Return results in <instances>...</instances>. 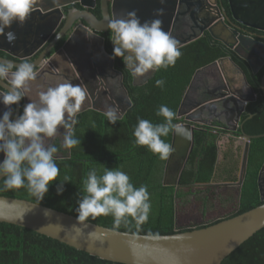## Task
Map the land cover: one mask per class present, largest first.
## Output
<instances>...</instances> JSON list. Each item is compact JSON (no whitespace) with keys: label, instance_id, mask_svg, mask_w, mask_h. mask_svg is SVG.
<instances>
[{"label":"trees","instance_id":"trees-1","mask_svg":"<svg viewBox=\"0 0 264 264\" xmlns=\"http://www.w3.org/2000/svg\"><path fill=\"white\" fill-rule=\"evenodd\" d=\"M107 45L111 48L110 41ZM0 56L14 59L3 51ZM225 59L241 69L257 95V100L248 106L254 118L243 119L244 131L261 135L251 140L239 209L226 218L261 205L264 201L260 198L258 176L264 162V95L260 88L264 66L254 73L246 60L209 33L164 54L154 76L142 85H133L126 69L132 106L120 119L94 109L80 113L63 157L42 151L26 156L20 146L19 128L17 160L0 181V195L31 200L124 232L166 235L191 230L193 227L177 225L178 209L182 207L178 201L189 192L163 185L164 169L173 127L179 121L178 112L195 73L218 60L229 63ZM119 66L124 67L122 61ZM12 69L16 68L0 64V77ZM209 130L195 132L193 150L179 182L183 186L212 180L238 181L236 164L218 166L217 135ZM9 145L0 173L11 159V141ZM0 264L124 263L105 260L31 229L0 222ZM223 264H264V228Z\"/></svg>","mask_w":264,"mask_h":264},{"label":"water","instance_id":"water-1","mask_svg":"<svg viewBox=\"0 0 264 264\" xmlns=\"http://www.w3.org/2000/svg\"><path fill=\"white\" fill-rule=\"evenodd\" d=\"M227 2L228 9L224 0H101L103 16L100 19L89 10L96 6L97 0H0V51L18 58L15 60L0 56V64L22 71L37 69L32 77L44 76L53 58L65 50L77 29V22H81L80 27L90 36L99 38L103 44L105 37L101 33L108 31L109 26L112 25L110 42L114 46L116 37H120L124 44L114 48L120 49L125 54L133 50L132 47H136V44L150 51L154 56V63H151V77L159 68L164 54L189 44L206 33L235 52L249 44L264 46L263 35L251 31V29L264 31V0H227ZM78 3L82 5V9L76 7ZM69 6L70 9L67 10ZM183 26L188 29L185 34L178 32L179 27ZM65 38L67 39L62 47L49 59V54ZM43 48L45 49L42 55L33 63L24 61ZM143 48L139 49L149 58L151 55ZM250 49L254 51L253 48ZM221 63L222 60H218L212 64ZM201 69L196 72L192 82ZM10 73H6L3 78L0 77V168L5 164L10 151L7 139L13 106L16 107V114L10 130L11 159L0 173V181L13 169L18 156L17 129L22 103L17 89L19 87L10 78ZM151 77L146 78L141 84L146 83ZM244 80L249 86L245 75ZM249 87L252 95H255L254 89ZM260 88L264 95V74ZM84 91V97L89 104L78 110L77 114L94 109L109 117L120 119L132 106L129 97L128 106L122 110L121 115H112L92 106L93 94L88 93L87 89ZM187 95L188 92L178 112L180 121L173 127L171 147L163 177V185L175 186L177 190L195 186H183L179 183L193 150L195 132L201 129L192 123L188 112L183 111ZM231 98L235 102L241 101L236 95ZM243 103L245 106L247 102ZM202 104L199 102L197 106ZM182 118L185 120L181 121ZM229 125L227 121L226 126ZM241 128L243 129V124ZM241 135L245 140V149L237 184L238 205L246 176L251 140L261 136L249 135L244 130ZM39 151L42 150H24V154L30 156ZM259 188L260 198L264 201L263 192L260 186ZM0 222L31 229L78 250L113 262L223 264L232 252L264 228V203L239 215L221 218L219 222L205 223L204 227L195 226L191 230L166 235H147L99 225L31 200L0 195Z\"/></svg>","mask_w":264,"mask_h":264},{"label":"flooded vegetation","instance_id":"flooded-vegetation-1","mask_svg":"<svg viewBox=\"0 0 264 264\" xmlns=\"http://www.w3.org/2000/svg\"><path fill=\"white\" fill-rule=\"evenodd\" d=\"M224 4L228 9L227 0H224ZM76 7L79 9L83 8L79 3L76 4ZM69 9L70 6L67 10ZM89 10L102 19L101 0H97L96 6ZM80 23H76L77 29L73 33L65 50L53 58L52 62L49 63L50 68H47V73L44 76L39 78L32 77L37 69L28 71L12 69L4 71L3 77L6 76V73L11 72L10 78L19 87L17 89L20 92L22 106L17 132L21 128L20 146L23 152L24 150L40 149L42 152L56 157L60 155L64 156L63 151L67 149L69 134L79 115L77 111L87 107L89 104V101L84 97L85 89L94 96L93 102L91 101L92 106L118 116L128 106V98L130 97L126 82V69L131 74L133 85H142L141 83L152 75L151 63H154V60L152 57H146L140 51L139 45L136 44V47H132L133 50L131 49L128 54H125L120 49L114 48V46L124 44L123 40L117 36L115 45L113 46L110 42L111 48L108 47L107 43L110 41L113 31L112 25L109 26L108 31L101 33L105 37L103 44L97 37L91 36V41H88L87 32L80 27ZM180 28H182L181 30L184 34L188 30L184 26ZM251 31L263 35L262 41L264 42V31L255 29H251ZM66 39L49 54V59L62 47ZM250 48H253L255 52ZM44 49L24 59V61L29 64L33 63L42 55ZM233 52L246 60L254 73H257L264 66V46L249 44L247 47H240L238 52ZM12 58L18 60L16 57ZM225 60L232 63L229 61L230 59ZM120 61L123 62V68L119 66ZM233 66L236 71L241 73V69L238 66L234 63ZM213 70L199 71L196 75L191 87H188L185 92V95L187 92L188 95L183 106V111L188 112L187 114L190 115L192 123L196 126H199L201 129L208 128L210 129L209 131L217 135L219 151L222 139L228 142L233 141L236 145L244 144L243 149H245V140L241 138V132L244 130L243 119L254 118V114L249 112L248 106L257 100V95H252L250 85L248 86L246 83L243 90L239 92L234 86V79L231 75H222L217 69L216 71ZM14 73L21 74L16 75ZM209 77L215 79L214 86H209L207 80ZM233 95L238 96L241 101L235 102L231 98ZM10 98L14 103L13 98L11 96ZM87 98L89 97L87 96ZM214 99L219 101H215ZM242 101L247 102L245 106ZM199 102L203 103L202 106H197ZM241 111L242 114L239 116ZM15 114L16 107L13 106L9 121L10 127L8 126L9 133L7 140L9 149L11 124ZM184 120L182 118L181 121ZM227 121L230 123L229 126H226ZM241 124H243V129L241 128ZM243 154L244 150L241 164ZM259 176L258 186L261 187L264 195V162ZM233 183L235 184L236 181L212 180V182L204 183V185L195 184L194 187L184 189L190 194L198 186L208 189L216 187L217 193L222 189L220 192L223 191L230 196L232 191H236ZM238 208L239 205L237 204L234 211H237Z\"/></svg>","mask_w":264,"mask_h":264},{"label":"rangeland","instance_id":"rangeland-1","mask_svg":"<svg viewBox=\"0 0 264 264\" xmlns=\"http://www.w3.org/2000/svg\"><path fill=\"white\" fill-rule=\"evenodd\" d=\"M228 65L229 63L225 64L224 67L227 69ZM231 77L234 82H238L239 79L243 78L242 74L236 71L231 73ZM243 145H236L233 141L228 142L222 139L218 166L224 167L236 164L238 170L235 174L237 176L240 175ZM237 178L239 179V177ZM237 184H234L237 192L232 191L230 196L223 191L220 192L222 189L217 193L216 187L209 189L202 186L196 187L190 194L178 201L182 206L178 209V227H195L202 223H210L224 218L233 213L239 198ZM185 191L188 192L187 190Z\"/></svg>","mask_w":264,"mask_h":264},{"label":"crops","instance_id":"crops-1","mask_svg":"<svg viewBox=\"0 0 264 264\" xmlns=\"http://www.w3.org/2000/svg\"><path fill=\"white\" fill-rule=\"evenodd\" d=\"M181 29L182 28L178 29V32L179 33H184ZM86 35H87L88 41H91L92 37L88 33H86ZM140 48H143V47H140ZM144 51L147 54L151 55L150 57H152L153 60H154V56L151 54L150 51H148L147 49H144ZM224 65L225 64L223 62L220 64V66L219 65L217 66L215 64L208 65V66L202 68L201 71H212V69H214L213 71H216V69H217L218 71H220V74H222V75L225 74L226 76L227 75H231L232 72L236 71V69H234V66H233L232 63L229 62V65H228L227 69L224 67ZM236 72H238V71H236ZM207 80H208L209 86H214V84H215V79L214 78L209 77ZM234 86L238 89L239 92H241L243 90V88L245 87L244 78H242L241 80L239 79L238 82H234ZM195 97H196V95H195ZM238 177H239V175H238Z\"/></svg>","mask_w":264,"mask_h":264},{"label":"clouds","instance_id":"clouds-1","mask_svg":"<svg viewBox=\"0 0 264 264\" xmlns=\"http://www.w3.org/2000/svg\"><path fill=\"white\" fill-rule=\"evenodd\" d=\"M238 181H239V179H238ZM238 181L236 183H238Z\"/></svg>","mask_w":264,"mask_h":264}]
</instances>
